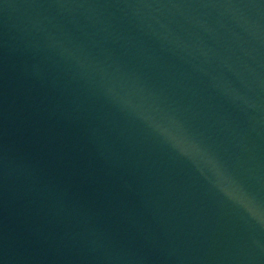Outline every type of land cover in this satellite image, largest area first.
Returning a JSON list of instances; mask_svg holds the SVG:
<instances>
[{
    "label": "water",
    "instance_id": "obj_1",
    "mask_svg": "<svg viewBox=\"0 0 264 264\" xmlns=\"http://www.w3.org/2000/svg\"><path fill=\"white\" fill-rule=\"evenodd\" d=\"M0 264H264V0H0Z\"/></svg>",
    "mask_w": 264,
    "mask_h": 264
},
{
    "label": "clouds",
    "instance_id": "obj_2",
    "mask_svg": "<svg viewBox=\"0 0 264 264\" xmlns=\"http://www.w3.org/2000/svg\"><path fill=\"white\" fill-rule=\"evenodd\" d=\"M157 128L162 135L174 143V146L177 147L182 154L193 159V161L196 163L202 162L206 164L209 167L215 182L225 195L231 197L236 194L234 190L236 182L224 169H222V167L219 165V162L216 161L214 157L204 153L201 147L196 142L188 139L181 130L177 129L173 131L162 126H157ZM239 193L244 195L242 189L239 190Z\"/></svg>",
    "mask_w": 264,
    "mask_h": 264
}]
</instances>
